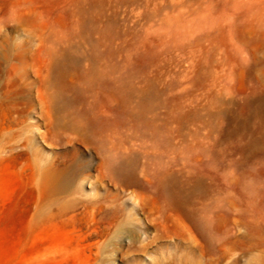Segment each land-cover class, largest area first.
I'll return each mask as SVG.
<instances>
[{"label":"rangeland","instance_id":"1","mask_svg":"<svg viewBox=\"0 0 264 264\" xmlns=\"http://www.w3.org/2000/svg\"><path fill=\"white\" fill-rule=\"evenodd\" d=\"M0 264H264V0H0Z\"/></svg>","mask_w":264,"mask_h":264}]
</instances>
